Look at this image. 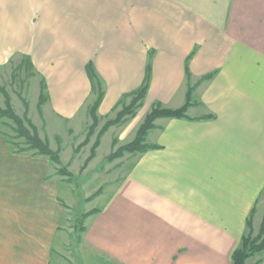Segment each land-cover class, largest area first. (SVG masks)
Masks as SVG:
<instances>
[{"label":"crops","instance_id":"0c3cea01","mask_svg":"<svg viewBox=\"0 0 264 264\" xmlns=\"http://www.w3.org/2000/svg\"><path fill=\"white\" fill-rule=\"evenodd\" d=\"M5 8L0 66L30 58L57 114L88 112L97 95L90 62L101 116L143 84L148 66L142 108H178L190 85L199 101L188 117L156 120L147 141L157 147L107 200L86 242L111 256L108 264H232L247 217L264 202V0H41L50 21L34 47L18 37L16 7ZM68 8L75 19L63 30ZM8 144L0 132V264H50L63 207L37 158ZM116 242L124 246L98 247ZM259 259L264 251L246 264Z\"/></svg>","mask_w":264,"mask_h":264},{"label":"rangeland","instance_id":"374dc122","mask_svg":"<svg viewBox=\"0 0 264 264\" xmlns=\"http://www.w3.org/2000/svg\"><path fill=\"white\" fill-rule=\"evenodd\" d=\"M7 4L16 7V18L22 25L17 26L18 37L25 36L27 40L33 42V47L40 44L44 39L42 29L47 28L50 21L41 10V0H0L3 9L6 10ZM71 11L76 14L75 9ZM71 11L68 8L66 9L67 13L62 12V15H66L63 19L66 21L62 26L63 30L69 24H73L72 20L75 18L72 17ZM28 21L33 23L32 27L24 26L25 22L28 24ZM80 22L85 23L84 21ZM91 64L93 65V63ZM42 83L45 84L43 90ZM93 90L94 93L96 92L97 98L98 85L96 83H93ZM42 92L46 95L44 100L41 97ZM48 100L46 79L37 72L30 58L22 59L20 55L15 54L6 65L0 66V109L8 110L10 108L9 111L24 120L30 132H33L30 123L34 124L39 138L47 143L51 152L54 151L59 156V162H57L55 155L40 153L36 148H29L30 144L26 138L18 135L14 119L11 116L2 115L0 112V132L7 138L12 152L37 158L38 163L42 165L43 177L47 180L50 192L55 190L58 204L63 207V214L59 216L58 220L53 221L58 225L59 230L64 231V237L62 236L63 240L59 245L53 244L54 252L50 264H108L112 257L94 249L93 245L90 246L86 242L84 236L90 230L92 221L111 199V195L125 179L132 175L139 158L149 150L145 152L130 151L123 150L121 147L134 140L140 125L152 108H142L140 105L134 114L130 113L125 115L122 120L118 119L117 115L123 105L128 104L131 100L127 102L124 96L106 115L99 114L98 106V120H96L90 111L95 100L92 102L91 99H88L86 114L81 113L75 118H66L54 110L52 111ZM197 103L199 101L195 100L191 105ZM147 143L149 142L147 141ZM260 197L264 199L263 196ZM261 204L263 205L261 206ZM263 208L264 202L257 201L254 206V214L251 217L253 236L260 233L261 225L264 222ZM249 216L246 219L244 234L250 230L247 225ZM110 246L121 248L124 243L98 245V247L106 249H109ZM180 252L184 253V251Z\"/></svg>","mask_w":264,"mask_h":264},{"label":"trees","instance_id":"16d2710c","mask_svg":"<svg viewBox=\"0 0 264 264\" xmlns=\"http://www.w3.org/2000/svg\"><path fill=\"white\" fill-rule=\"evenodd\" d=\"M87 72L90 78L92 79V81H94L93 83H96L98 85V96L90 109L91 113L93 114V117L96 120H98L97 109L98 106L100 105V102L103 99V91L101 90L102 85L100 78L96 73L94 66L91 63L87 65ZM211 77H212L211 74L204 76V78L206 79L207 78L209 79ZM149 78H150V67L148 66L146 68V76L143 84L138 89H135L124 95L125 97L131 96V100L128 104L123 105L122 109L119 111L117 115L118 119L120 118L122 120L125 115H128L130 113L134 114L136 108L142 105L147 93ZM43 87L45 88L44 83H42V90ZM192 92H193V86L190 85L187 93L186 103L178 108L164 107L160 103H156L152 107V110L146 115L143 123L140 125L134 140L126 144L125 146H122L121 149L145 152L150 148L157 147L156 145L149 144L146 141L148 132L155 125L154 123L155 120L158 117H188L187 110L192 104V101H195L193 100ZM41 95H42L41 96L42 99L44 100L46 97L45 93L42 92ZM9 110L10 108H8V110L0 109V112L2 113V115H7L9 117L11 116L14 119V121L16 122L15 129L18 132V135L26 138L27 142H29L30 144L29 148H36L40 153L50 154L52 156L55 155L56 156L55 160L59 162V156L55 154L54 151L51 152L47 143H45L42 139L39 138V134L36 126L30 123V128L33 130V132H30L29 128L25 125L24 120L20 119L12 111ZM212 116H213L212 114H208L206 116H203V118H209ZM253 212H254V208L252 209L250 216L247 220V225L250 228L249 232L241 237V241L239 245L232 252V264H246V260L248 258L260 254L262 251H264V222L261 225L260 233L257 236H253L251 229V223H252L251 217L254 214ZM260 261L261 259H259L255 264H259Z\"/></svg>","mask_w":264,"mask_h":264}]
</instances>
